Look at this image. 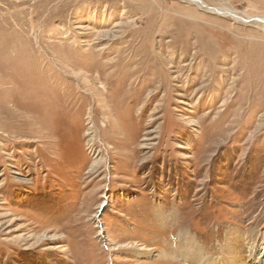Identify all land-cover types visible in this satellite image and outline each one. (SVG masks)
Instances as JSON below:
<instances>
[{"label": "rangeland", "instance_id": "obj_1", "mask_svg": "<svg viewBox=\"0 0 264 264\" xmlns=\"http://www.w3.org/2000/svg\"><path fill=\"white\" fill-rule=\"evenodd\" d=\"M260 19L264 0H0V264H188L189 241L264 264Z\"/></svg>", "mask_w": 264, "mask_h": 264}, {"label": "bare ground", "instance_id": "obj_2", "mask_svg": "<svg viewBox=\"0 0 264 264\" xmlns=\"http://www.w3.org/2000/svg\"><path fill=\"white\" fill-rule=\"evenodd\" d=\"M264 22V19H260ZM234 234V233H233ZM184 237V236H183ZM186 237V236H185ZM188 237V236H187ZM235 237V236H234ZM240 237V236H239ZM193 238V237H192ZM243 238V237H242ZM182 239V238H181ZM235 239V238H234ZM241 240V239H239ZM186 241V239H185ZM184 241V242H185ZM238 241V240H237ZM235 242V240H234ZM198 243V242H197ZM231 243V242H229ZM240 243V242H239ZM186 244V243H185ZM195 246L192 247V242L189 241L188 244L186 245L185 249L179 253H176V256L179 259L185 260L188 264H241L237 258V255L235 254V250L233 249V246L230 244L227 249H225L221 254L220 257L218 256H212V255H204L202 254L203 251L200 247V244H194ZM237 248V245H235ZM234 246V247H235ZM257 247L258 245L255 246L254 252H257ZM184 248V246H183ZM237 250V249H236ZM238 251V250H237ZM152 252V251H151ZM150 252V253H151ZM253 254L255 255V253ZM252 253V252H251ZM257 254V253H256ZM144 256V255H143ZM142 256V257H143ZM163 256V255H162ZM175 256V254H174ZM242 256V255H241ZM167 257V256H166ZM240 257V256H239ZM254 259L256 258L253 256ZM264 258V255H262ZM146 258V257H144ZM176 258V257H175ZM242 259V258H241ZM175 260V259H174ZM245 264V263H244Z\"/></svg>", "mask_w": 264, "mask_h": 264}]
</instances>
